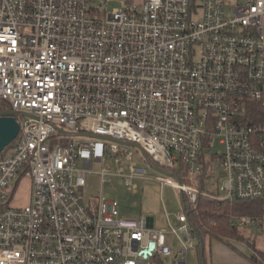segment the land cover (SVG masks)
Masks as SVG:
<instances>
[{
	"label": "built area",
	"instance_id": "2783aa9c",
	"mask_svg": "<svg viewBox=\"0 0 264 264\" xmlns=\"http://www.w3.org/2000/svg\"><path fill=\"white\" fill-rule=\"evenodd\" d=\"M234 1L125 0L101 15L91 0H0V100L20 126L0 154V264H187L186 204L264 196V0ZM213 138L222 196L177 173L206 170ZM119 142L176 175L157 180L183 195L167 227L120 218L101 194L82 202L94 162L132 160ZM146 173L130 165L133 192Z\"/></svg>",
	"mask_w": 264,
	"mask_h": 264
},
{
	"label": "rangeland",
	"instance_id": "374dc122",
	"mask_svg": "<svg viewBox=\"0 0 264 264\" xmlns=\"http://www.w3.org/2000/svg\"><path fill=\"white\" fill-rule=\"evenodd\" d=\"M133 1L140 3L142 0ZM227 1L236 2L234 0ZM103 2L105 3V8L100 9L101 15L113 9L122 8L125 4V0H91L94 6ZM211 145V149L206 148L204 150L207 161L213 157L205 174L200 179L198 174L190 179L186 170L181 172V169H179V179L183 183H192L200 186L202 190L208 193L222 196L220 186L225 178V172L219 156L223 152V147L218 144L217 138L212 139ZM125 149L131 152L132 160H127L125 157H122L116 162L114 158L107 157L104 162H94L91 165L92 171L86 176V186L80 190L82 202L85 205L92 206L98 195L101 194L105 200L117 201L120 218L139 219L144 217L151 221L155 228L167 227V214L169 220L174 222L176 214L182 210L180 191L170 185L161 186L157 180H164L167 177L148 166L146 161L141 157V152L138 148L131 146ZM132 163L147 169V173L143 178H134L132 180V184L137 187L135 192L132 191L131 185L127 183L129 169ZM77 164L79 167L83 166L81 160ZM102 168H106L108 174L104 175L103 181L101 182L102 179L98 172ZM120 168L123 169V172L117 174ZM15 195L19 199V202H26L28 181L25 179L19 181ZM245 226L247 235L254 239L256 249L264 251V214L260 220ZM231 242L235 249H232L231 246L224 243L209 241L206 238L203 243L205 264H215V261L217 264H230V259L224 251V246L248 261L246 255L249 252L251 253V248L234 239ZM195 244L197 247L191 249L188 253L187 264H201L202 251L198 240H196Z\"/></svg>",
	"mask_w": 264,
	"mask_h": 264
},
{
	"label": "trees",
	"instance_id": "16d2710c",
	"mask_svg": "<svg viewBox=\"0 0 264 264\" xmlns=\"http://www.w3.org/2000/svg\"><path fill=\"white\" fill-rule=\"evenodd\" d=\"M253 108L255 111L262 110L260 105H255ZM6 110H8L7 103L0 100V111ZM183 170L185 171L182 169L181 172ZM205 171L203 168L198 174L199 179ZM186 211L194 232L203 243L208 238L209 241L217 240L235 249L231 240H237L251 248L252 252L246 258L252 264H264V251L256 249L254 239L246 233L245 225L235 223L237 217H248L253 222L260 220L264 214V196L256 199L218 200L200 195L194 203L186 204Z\"/></svg>",
	"mask_w": 264,
	"mask_h": 264
},
{
	"label": "water",
	"instance_id": "95a60500",
	"mask_svg": "<svg viewBox=\"0 0 264 264\" xmlns=\"http://www.w3.org/2000/svg\"><path fill=\"white\" fill-rule=\"evenodd\" d=\"M20 130L19 123L17 122L15 115L12 111L6 110V111H0V154L2 151L10 145L11 142L15 140L17 137L18 133ZM95 138H102V139H107L103 136H94ZM121 144H126L132 147H137L138 146L134 143H125V142H119ZM148 166L153 168L154 170L158 171L159 173L170 176V177H176L175 174L169 173L162 169L159 166L151 164L149 161H146ZM180 198H181V203L183 206V195L180 193ZM150 225H152V222L150 221ZM197 240L199 245L201 246V251H202V246L203 242L201 238L197 235ZM201 264H205L204 258H203V251L201 252Z\"/></svg>",
	"mask_w": 264,
	"mask_h": 264
},
{
	"label": "crops",
	"instance_id": "0c3cea01",
	"mask_svg": "<svg viewBox=\"0 0 264 264\" xmlns=\"http://www.w3.org/2000/svg\"><path fill=\"white\" fill-rule=\"evenodd\" d=\"M211 241L215 242V243H221V242H219L217 240H211ZM224 251L228 254V257L230 259V264H252L249 260H248L249 261L248 262L247 260H245L241 256L235 254L231 249L227 248L226 246H224ZM249 253L246 256H249ZM215 264H217L216 261H215Z\"/></svg>",
	"mask_w": 264,
	"mask_h": 264
}]
</instances>
